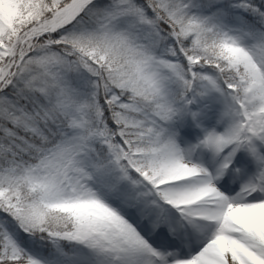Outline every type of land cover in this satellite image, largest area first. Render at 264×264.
Masks as SVG:
<instances>
[{"label": "snow or ice", "instance_id": "6c2138e0", "mask_svg": "<svg viewBox=\"0 0 264 264\" xmlns=\"http://www.w3.org/2000/svg\"><path fill=\"white\" fill-rule=\"evenodd\" d=\"M0 264H264V0H0Z\"/></svg>", "mask_w": 264, "mask_h": 264}]
</instances>
